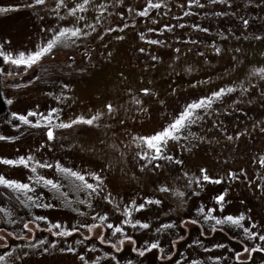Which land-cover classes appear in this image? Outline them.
<instances>
[{
  "label": "rangeland",
  "instance_id": "1",
  "mask_svg": "<svg viewBox=\"0 0 264 264\" xmlns=\"http://www.w3.org/2000/svg\"><path fill=\"white\" fill-rule=\"evenodd\" d=\"M236 1L196 0L195 4H189L188 0H163L160 7L146 9L147 0H121L119 5L115 0H89L83 12L69 15L67 8L82 0H63L58 12L55 0H46L45 6L31 8L26 6L31 0H0V8L5 9L0 11V51L4 53L11 52L15 56L35 50L51 36V33L41 31L42 27L58 30L61 24L77 26L89 31L92 37H81L68 47L55 48L53 54L26 71L20 66V75H8L17 71V66L3 62L2 86L7 110L0 115V136L13 139L0 140V157L32 154L42 163L52 164V168H38L37 173L60 181V190L68 200H85L87 193L77 191L73 179L58 171L56 163L81 173L96 171L105 182L101 197L109 193L115 197L111 204L96 197L99 203L81 206L86 213L81 216L68 208L61 197L54 195L50 187L41 184L34 191L38 195L43 193L44 202L55 206H26L22 212L26 216L20 217L16 210L20 205L12 206L10 199L0 196V207L14 210L8 219L17 220V224L9 225L1 219L0 233L20 232L21 220H32L37 215L47 217L39 222L38 229L27 233L32 240H21L16 236L7 238V247H0V255L11 249L8 264H21L15 260L16 255L21 256L23 264H82L77 256L79 252L90 258L99 255L100 264H105L107 258L103 253L113 251L110 245H101L92 236L83 241L82 235L87 234L85 229L71 237L54 236L48 224L69 227L85 221L92 223V211L100 214L107 211L109 219L119 223L124 219L123 208L127 202H143L144 197L160 199L161 204L149 205L138 213L133 211L128 218L143 219L149 229L124 225L125 233L134 238L136 247L143 248L146 242L155 240L164 252L158 248L140 257L132 251L133 244L125 241L121 252L116 253L119 264H129V261L131 264H174L175 260H180L179 253L184 254L185 260L195 259L197 264H264V253L258 251L247 255L241 252V260L232 259L235 252L241 251L243 237L240 235L242 230L231 224L217 226L214 232L210 230L214 223L211 221L189 223L187 229L179 228L180 219H198L201 206L213 208L214 215L243 213L258 225L264 222V188L256 187L257 184L264 185V165L259 159L264 156V131L258 128L260 125L264 129V78L250 75L253 69L264 68V2ZM251 3H255L254 6ZM100 5L105 8L104 12L99 11ZM141 9L148 15H137ZM248 11L253 12V16L249 25L244 26L242 20H248ZM80 16L84 20H80ZM166 24L171 27H164ZM195 24L209 30L196 29ZM88 25L101 34L91 33ZM107 27L112 31L103 32ZM141 33L144 39H140ZM117 36L124 38L117 40ZM254 36L262 39L256 40ZM157 39L164 43H149ZM217 47L219 54L214 51ZM140 48L145 51L140 52ZM153 56L157 59L153 60ZM33 76L36 79H32ZM65 84L67 89L63 87ZM229 87L235 91L214 101L211 114L205 113L200 123L191 126L194 138L168 143V153L174 151L177 159L184 160L183 166L159 161L160 167L155 168L157 162L154 161L153 166L148 167L146 161L137 157L136 153L144 145L138 143L136 137L158 130L187 102ZM141 88H148L152 94L141 92ZM56 96L62 98L58 101ZM9 99L11 103H8ZM136 100L140 104H136ZM106 104L113 106L112 112L104 107ZM53 107L58 109L57 114L64 121L76 116L100 115L91 125L78 123L70 130H56L52 142L47 141L40 129L23 124L19 128L13 127L20 124L11 116L13 111L24 114L33 109L46 114ZM236 132L241 135L236 137ZM227 136L233 139L228 140ZM41 140L45 147L37 152ZM142 163L145 167H141ZM201 167L220 177L221 183L201 181L199 189L195 186L192 190L186 189L188 179L197 176ZM241 168L245 169L244 173L239 172ZM229 170L236 172L240 179L229 178ZM185 171L189 176L184 175ZM0 174L27 182L31 171L22 165L0 164ZM86 178L92 182L90 177ZM161 186L170 190L162 192ZM192 191L199 195H192ZM180 192L185 196L180 197ZM220 192L226 197L224 209L212 199ZM116 206L120 207V212L115 211ZM95 223L100 224L99 221ZM162 223L175 227L160 230ZM102 230L111 237L108 229ZM204 230L207 234L201 236L200 232ZM177 233L183 236L182 240L175 239ZM78 239L81 240L79 244L76 243ZM36 240H42L44 244L38 246V250L29 249L28 245ZM52 240L57 244L45 253L43 248ZM173 243L177 248L172 249V260L157 259L167 255ZM216 243L225 247L211 248ZM63 247H75L77 253L61 252ZM21 250L30 255L23 256ZM213 256H219L220 260H212ZM181 264H184L183 260Z\"/></svg>",
  "mask_w": 264,
  "mask_h": 264
},
{
  "label": "snow or ice",
  "instance_id": "2",
  "mask_svg": "<svg viewBox=\"0 0 264 264\" xmlns=\"http://www.w3.org/2000/svg\"><path fill=\"white\" fill-rule=\"evenodd\" d=\"M89 0H82L80 3H76L74 7H68L67 13L69 15H74L75 13L83 12L85 10V5L88 4ZM163 0H157V2H154V0H147V4L144 5V8L146 9H153L158 8L161 6V3ZM209 2H212V0H209ZM251 2V0H249ZM264 2V0H262ZM56 3V9L57 12L59 11L63 0H55ZM115 3L117 5L121 4V0H115ZM189 4H195L196 0H188ZM46 0H31V3L27 4L26 6L31 8L33 6H45ZM99 11L104 12L105 8L100 5L98 6ZM5 9L0 8V11H4ZM56 13H54L55 15ZM137 15L140 16H147L148 12L141 9L137 12ZM80 20H84L83 16L79 17ZM249 20L243 19L242 24L244 26L249 25ZM97 24H99V21H97ZM179 26V25H178ZM89 29L91 30V33H95L96 35H99L101 33H97L96 29L92 28L91 25H88ZM164 27H171V25L166 24ZM194 28L199 29L201 31L207 32L208 28L201 29V26L199 24L193 25ZM41 31H47L51 33V36L46 41L42 42L40 45H38L35 50L27 52L26 54L24 52H20L17 55L13 56L11 52L4 53L0 51V57H3V60L8 63L10 62L12 65L17 66V71L10 72L8 75H20L19 68L20 66H23L24 70L26 71L28 68L32 67L33 65L37 64V62L41 61L42 58L47 57L50 54H53V50L57 47H68L69 45L75 44L77 42L78 38L81 37H88L91 39V34L89 31H84L80 27L77 26H64V25H58V30L53 28H41ZM112 28L107 27L103 29V32H111ZM149 32L152 31L151 28L148 29ZM124 37L117 36V40H121ZM140 39H144L143 34H140ZM254 39L261 40V36H254ZM149 43L152 44H162L164 41L152 40L149 41ZM140 52H144V48L139 49ZM178 51V49H177ZM214 51L219 54L220 49L214 48ZM239 51V49H237ZM153 60H156L157 57L153 56ZM251 74H257L261 78H264V68H255L253 69ZM32 79H36L35 76L32 77ZM31 83V81H29ZM19 86V85H17ZM64 89H67L68 85L65 84ZM141 92H144L146 94L151 95L150 90L148 88H141ZM235 89L229 87V88H219L218 90L211 91L209 94L202 96L198 99H193L191 102H187L184 106V108L179 111L175 117L169 121L165 122L160 125L158 130H153L151 134L148 135H141L136 137V140L138 143H141L144 145V148L137 152L136 155L141 161H146L148 167L153 166V162L155 163V168L160 167L159 161H167L169 163H173L175 165L183 166L185 163L184 160L177 159L175 157L174 151L172 154L168 153L167 145L170 141H181L186 140L190 141L192 138H194L195 134L190 130L191 126L196 125L200 123L203 115L205 113L211 114L213 103L216 100H219L221 97L225 95L227 92H233ZM246 91V89H244ZM51 95V94H50ZM62 98V96H56V99L59 101ZM12 101L9 99L8 103H11ZM136 104H140L139 100L135 101ZM235 103V102H233ZM108 112L113 111V106L111 104H106L104 106ZM58 113V109L53 107L48 110L46 114H42L39 110H33L29 109L26 113L21 114L19 112L13 111L11 113V116L20 121V124H14L13 127L19 128L21 124L27 125L30 128L33 129H40L43 132V135L46 136L47 141L52 142L55 140L56 130L60 129H71L73 125H76L78 123L93 124L94 120H96L100 113H97V116L85 118L84 116H76L75 119H71L68 121L61 120ZM31 117V118H30ZM34 118V119H32ZM264 130V129H262ZM241 135L240 132H236L235 136L239 137ZM13 138L11 136H0V140H12ZM199 139L203 140L204 137H199ZM228 140H232V136H227ZM45 147V142L43 140L40 141L36 151L38 152L40 149ZM260 163L264 165V156H261ZM0 164L8 165V166H20L22 165L25 169H30L31 175L27 177V182H23L20 179L17 178H6L4 174H0V187L5 188L9 191L10 195L13 196V198L18 201L21 205L27 206V207H37V208H51L54 207V204L51 203H45L44 202V196L43 193H40L39 195L34 191V189L37 187V185H44L48 186L53 190L54 195H58L61 197L62 202L68 207L73 209L76 213H78L81 216H84L86 213L85 211H82L81 206H91L94 202L99 203V201H96V197H100V199L103 202H107L108 204L113 203L115 200V197L111 195V193L103 195L101 197V193L104 192V178L97 173L96 171L91 172H78L74 171L72 169H69L67 167H62L59 163H56L55 167L58 171L64 173L65 175L70 176L73 181V187L77 191H84L87 193V197L85 200L76 201V200H68L67 197L64 195V193L60 190L61 184L60 181L54 180L51 178H47L44 175H39L37 173L38 168H52L53 165L49 163H42L40 160H37L32 154L29 155H18L15 158H6V157H0ZM141 167H145V165L142 163ZM240 173H244L245 169L241 168L239 169ZM184 175L187 177L189 176V173L187 171L184 172ZM227 176L231 178L232 180L240 179V177L237 175L236 172L229 170L227 172ZM86 177H90L92 182H89V180ZM201 181L207 182L209 184H220L221 179L218 176H213L209 174V172L204 168L201 167L198 169V174L194 178H189L186 184V189L192 190L193 186H195L196 189H199L201 187ZM257 188H264V185L257 184ZM170 189L168 187L161 186L160 191L162 192H168ZM173 195H177V193L173 192ZM180 197H184L185 193L180 192L178 194ZM192 195L196 196L199 195L197 191H192ZM212 199L215 201V204L219 206L220 209H224L225 207V194L224 192H220L219 194H216L212 197ZM183 199L181 200V204H183ZM160 205L161 200L160 199H152L151 197H144L143 202L137 203L135 200H130L127 202L126 206L123 208V216L124 219H122L119 223H114L109 219V213L107 211H104L103 214H100L96 211H92L90 215L93 218L92 223H88L87 221L82 222L78 225H70L69 227H63L59 223H49L48 229L53 230L52 235L57 237H71L73 233H81V229H85L87 234L82 235L81 239L83 241H87L89 239V236L94 237L95 240L99 241L101 245H110L111 249L113 250L110 252H104L103 256L107 258L105 264H119V257L116 255V253L121 252V247L123 246L125 241H130L133 244L132 251L137 253L138 256L144 257L146 253L158 249L161 253L164 252L163 247H161L160 243L158 241H151L146 242L145 246L143 248L136 247V241L131 235H127L125 233L124 225H129L131 227L139 226L143 229H149V224L145 222L141 218H133L129 219L132 215V212H139L142 209H146L149 205ZM75 205V207H73ZM115 211L120 212L121 209L119 206L115 207ZM0 213H3L4 217H10L12 215V210L7 207H0ZM47 220L46 216L43 215H37L32 220H21L19 223L22 225L20 232H7V233H0V242H5L0 244V247H7V238L11 236H16L18 239L21 240H32V237L28 235L27 233L34 231L35 229H38L40 227L39 222ZM96 221H99L100 224L98 225L95 223ZM214 222L211 226V231H216L217 226L223 225L225 223L231 224L232 226L237 227L238 229L242 230L240 232V235H242L243 240L241 241L243 247L241 251H237L232 256V259L234 261L241 260V252H243L245 255L251 252H262L264 253V222L261 224H257L252 218L246 217L243 213L240 214H221L214 215L213 214V208H207L201 206L198 209V219H191L190 221L188 219H180L179 220V228L187 229V226L189 223L192 225H195L197 223L203 222L207 224L208 222ZM6 224L9 225H15L17 224V220L15 219H6ZM32 225V227H30ZM175 227L171 224H160V230H163L165 228L172 229ZM106 228L111 232V237L108 235V232L103 231L102 229ZM93 229H96L94 232ZM259 229V230H257ZM207 230L201 231L200 235H206ZM175 239L177 241H180L183 239L182 235H179L178 233L175 235ZM235 239V236L233 237ZM250 242V243H249ZM77 244L81 243V240L78 239L76 241ZM193 243H199V241H194ZM44 244V241L42 240H36L35 242L28 245L29 249H36L38 250V246H42ZM57 244L56 240H52L48 247H44L43 250L45 253L49 251L50 248L54 247ZM88 247H91L90 245ZM224 244L216 243L212 244L211 248H224ZM177 245L175 243L170 245L169 251L167 255H160L157 257V259L161 261H170L172 260V249H176ZM23 256L27 257L30 255V252L23 251ZM61 252H71V253H77V249L75 247H63L60 249ZM207 251V250H206ZM180 260H175L174 264H181V260L184 261V264H197V261L195 259L193 260H185L184 254L179 253ZM12 256L11 249H8L4 252L3 255H0V264H8V258ZM78 260L82 262V264H100V256L97 255L95 258L86 257L83 252L77 253ZM212 260H220L219 256H213L211 257ZM16 261H20L21 264H23V260L21 259L20 255L15 256ZM129 264H131V261H129Z\"/></svg>",
  "mask_w": 264,
  "mask_h": 264
},
{
  "label": "trees",
  "instance_id": "3",
  "mask_svg": "<svg viewBox=\"0 0 264 264\" xmlns=\"http://www.w3.org/2000/svg\"><path fill=\"white\" fill-rule=\"evenodd\" d=\"M236 2H239V0L238 1H236ZM258 3V2H257ZM255 4V3H254ZM254 4L253 3H251V5L252 6H254ZM262 7H264V5H262ZM253 16V12L252 13H250L249 11H248V20H250L251 21V17ZM263 22V21H262ZM3 62H4V60H3V57H0V115H2L6 110H7V103H6V101H5V98H4V95H3V86H2V71H1V66H2V64H3ZM262 126V125H261ZM258 128H260V130H262V128L260 127V125L258 126ZM264 128V127H263ZM264 131V130H263ZM258 137H260V135H258ZM0 196H1V198H5L6 200L7 199H10L11 200V204H12V206H17V204H19L20 205V207L18 208V209H16L17 210V212H18V214L20 215V217H25L26 215H23V209H24V207H26V206H24V205H21L18 201H16L14 198H13V196L12 195H10V193H9V191L8 190H6L5 188H3V187H0ZM10 205V204H9ZM11 206V205H10ZM9 206V207H10ZM11 208V210L12 211H14L13 210V208L12 207H10ZM27 208V207H26ZM30 208H28V210H29ZM28 212V211H27ZM1 214V213H0ZM0 220L2 219V220H5L6 221V219H8V217L6 218V217H4V215H0Z\"/></svg>",
  "mask_w": 264,
  "mask_h": 264
},
{
  "label": "flooded vegetation",
  "instance_id": "4",
  "mask_svg": "<svg viewBox=\"0 0 264 264\" xmlns=\"http://www.w3.org/2000/svg\"><path fill=\"white\" fill-rule=\"evenodd\" d=\"M185 2L187 1V0H184Z\"/></svg>",
  "mask_w": 264,
  "mask_h": 264
}]
</instances>
